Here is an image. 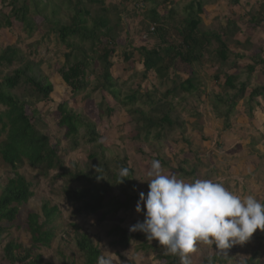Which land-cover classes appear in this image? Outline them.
I'll list each match as a JSON object with an SVG mask.
<instances>
[{
  "label": "trees",
  "instance_id": "obj_1",
  "mask_svg": "<svg viewBox=\"0 0 264 264\" xmlns=\"http://www.w3.org/2000/svg\"><path fill=\"white\" fill-rule=\"evenodd\" d=\"M57 1L23 0L21 5H17L18 0H11L10 16L4 17L0 30L11 26L14 20L30 37L36 29L31 15L41 17L47 23L52 22L53 33L68 51L59 74L71 90L72 98L82 94L90 98L93 93H105L130 117L136 131L135 140L140 143L148 144L154 140L163 144L168 135L176 132L185 136L187 123L182 116L191 114L187 110L190 100L202 105L200 97L204 91L199 73L206 62L217 65L213 80L221 92L204 94L211 103L215 118L222 120L226 130L231 128L241 102L247 115L253 117L255 106H260L258 99L264 98V85L253 84L256 69L264 68L262 47L254 49L249 38L244 43L237 40L241 29L236 21H228L218 30L203 28L202 16L211 0H133L134 10L144 9L146 20L155 27L153 32L148 29L146 33L158 40L153 48H135L132 43L122 44L119 40L125 8L117 10V17L111 19L107 9L92 15L84 0H76V3L72 0ZM238 3L239 0L232 1L233 5ZM103 4L102 0H87L86 3L89 6ZM68 6L72 12L69 24L59 18L61 10ZM50 8L51 18L45 15ZM248 24L252 28H264V0ZM230 41L232 47L228 43ZM118 48L123 50L122 63L134 67L133 74L123 83L120 77L112 74L114 63L111 60ZM231 48L242 53H234ZM20 56L17 47L0 48V67L14 66L20 61ZM241 60L246 64L239 65ZM96 63L101 67V73L91 90L88 75ZM139 64L143 68L141 72L136 70ZM178 65L191 70L185 79L178 74ZM226 69L236 72L228 73ZM150 78L151 89L142 91V84L135 88L136 80L144 83ZM220 78L224 79L223 83H219ZM21 86L25 91L15 94L14 91ZM161 89L165 92L161 93ZM53 92V84L40 76L34 65L15 69L12 74L5 75L0 84V158L14 173L0 194V264H53L46 262L39 253L41 249H48L57 238L61 220L59 208L51 206L48 201L43 202L39 213L27 215L28 246L13 240L4 244L3 236L20 219L21 208L34 197L32 184L18 173L26 163L38 170L44 179L53 183L62 181V194L76 208L77 216H98L99 222L103 223L121 212L133 210L139 200L135 190V170L130 166L129 155H117L101 143L96 124L71 109L68 102H63L57 107L58 127L64 132L68 150L75 152L81 144L92 148L88 158L90 164L84 168L78 164L66 165L61 157V143L54 142L39 129L41 114L37 105L49 102ZM97 107L100 115L106 118L114 113V109L104 101ZM185 165H189L187 160L176 169L178 179L196 180V168L186 170L183 168ZM125 168L128 174L122 176L121 170ZM52 173L54 176L51 177ZM74 184H80L82 188L74 189ZM69 227V235L82 257V264H97L102 252L92 237L77 224ZM108 237L114 238L112 244L116 247L127 249L135 241L140 250L155 254L158 261L181 264L178 255H172L158 242L146 239L145 234H133L119 225L108 232ZM261 240L264 241V235ZM237 250L234 245L225 251L233 253ZM258 256V251L253 252L244 258L243 264H261ZM230 259L216 253L205 257L202 264H228Z\"/></svg>",
  "mask_w": 264,
  "mask_h": 264
},
{
  "label": "rangeland",
  "instance_id": "obj_2",
  "mask_svg": "<svg viewBox=\"0 0 264 264\" xmlns=\"http://www.w3.org/2000/svg\"><path fill=\"white\" fill-rule=\"evenodd\" d=\"M22 1L18 0L17 5H21ZM52 1L58 2L57 0ZM102 1L104 2L103 5L89 6L86 5L87 0H84L83 3L92 15L99 13L102 9H107L111 19L117 17V10L126 9L122 18L123 32L120 33L119 39L122 44L132 43L135 48L141 46L153 48L158 43L156 38L148 37L146 34L148 29L153 32L155 27L146 20L144 9L141 11L134 10L133 0ZM232 1L234 0H211L205 7V14L202 16L203 28L218 30L220 26L225 27L228 21H236L241 29V33L237 35L236 39L244 43L249 38L254 49L262 47L264 51V28H252L248 24L250 17L256 12L262 0H239L240 3L236 5H233ZM72 2L76 3V0H72ZM10 3L11 0H0V23H4V17L10 16ZM45 12V15L52 17L51 8ZM71 16V6H68V8L61 10L59 18L63 23L69 24ZM31 17L36 22V29L30 37L25 34L23 26L14 20L11 26H4L0 30V48L17 47L21 55L19 63H15L14 66L0 67V84L5 75H10L15 69L27 65H34L39 71V75L53 84L54 92L50 95V101L37 105L41 114L39 129L54 142L61 143V157L67 166L78 164L84 168L86 164H90L88 158L92 148L81 144V147L75 152L68 150L67 142L63 137L64 132L58 127L57 107L63 102H68L71 109L96 124L101 136V143L117 155H129L130 166L135 170V190L138 195L140 192L147 194L149 190L146 183L148 177L145 175L144 169L152 160H159L165 172L176 176V169L182 161L187 160L189 165H185L183 168L186 170L196 168V179L220 181L234 194L241 197L253 195L264 204V98L258 99L260 106H255L253 117L247 115L244 103L241 102L231 121V128L226 130L222 120L215 118L211 103L204 94L205 92L207 94L221 92L218 83L216 84L213 80L217 74V65L206 62L199 73L204 91L201 94L202 98L200 97L202 105L199 106L196 101L190 100L187 110L191 114L186 113L182 116L184 123H187L185 136L176 132L173 135H168L166 140L162 142L163 144H158L154 140L148 144L140 143L135 140L136 131L130 117L105 93L96 92L90 98H86V94L72 98L71 90L64 84L59 74L65 62L64 55L68 51L58 42L57 36L53 33L54 24L52 22L47 23L43 18L35 15H31ZM228 43L232 44L231 41ZM231 49L234 53H242L240 50ZM122 53L123 50L118 48L111 61L114 63L112 74L114 77H120L123 83L129 75L133 74L134 67L132 64L125 65L122 63ZM205 59L208 60L209 58L206 56ZM238 64L244 65L246 62L241 60ZM136 70L137 72L143 71L142 65L139 64ZM177 72L185 79L191 70L178 65ZM226 72L235 73L236 70L226 69ZM100 73L101 67L96 63L88 75L91 90L94 89L99 80ZM151 78L144 83L136 80L135 88L142 84V91L151 89ZM220 80L219 83H223L224 79L220 78ZM253 84L264 85V68L256 69ZM23 91L25 88L21 86L14 93L21 94ZM160 92L164 93L165 89H161ZM103 101L114 109L110 118L100 115L97 104ZM18 173L26 177L32 184L34 197L26 207L21 208L20 219L3 236L4 244L13 240L28 246L30 235L26 230L27 215L31 212L39 213L43 202L48 201L51 206L59 208L61 220H59L57 238L48 249H41L39 252L46 262L82 264V257L69 235V226L77 224L92 237L95 245L101 250L102 256L110 258L112 264H165L155 259V254L140 250L139 244L135 241H132L127 249H123L114 246L112 244L114 238L108 237V232L116 226L120 225L129 231L131 225L137 221H143L144 215L136 213V206L129 212H121L117 217L100 223L98 216H77L75 214L76 208L72 207L62 194V181L53 183L44 179L38 170L31 168L27 163L18 170ZM13 176L12 169L4 164L0 158V194L8 180ZM52 176L54 173L51 174ZM185 181L191 182L193 180ZM72 187L74 189L82 188L80 184H74ZM131 233L144 234L139 231ZM263 235L264 232L257 230L249 241L244 244H236L238 250L233 251V253L200 242L197 244V251L189 254L191 264H202L205 257L213 256L216 253L231 257L228 264H243L244 258L250 257L255 251L259 252L260 263L264 264V241L261 240ZM62 260L64 262H61Z\"/></svg>",
  "mask_w": 264,
  "mask_h": 264
},
{
  "label": "clouds",
  "instance_id": "obj_3",
  "mask_svg": "<svg viewBox=\"0 0 264 264\" xmlns=\"http://www.w3.org/2000/svg\"><path fill=\"white\" fill-rule=\"evenodd\" d=\"M144 171L149 190L139 193L135 208L144 219L129 231L144 233L146 239L178 255L181 264H191L189 254L200 242L228 250L249 241L257 230L264 232V204L255 196L241 197L210 179L186 182L165 172L155 159ZM127 174L128 169L121 170L122 176ZM97 264L112 260L100 256Z\"/></svg>",
  "mask_w": 264,
  "mask_h": 264
},
{
  "label": "crops",
  "instance_id": "obj_4",
  "mask_svg": "<svg viewBox=\"0 0 264 264\" xmlns=\"http://www.w3.org/2000/svg\"><path fill=\"white\" fill-rule=\"evenodd\" d=\"M186 180V179H185ZM218 183H220V181H218Z\"/></svg>",
  "mask_w": 264,
  "mask_h": 264
}]
</instances>
